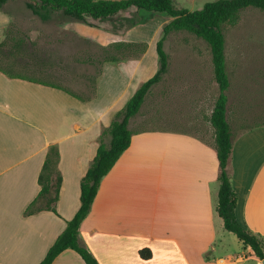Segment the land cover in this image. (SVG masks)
Wrapping results in <instances>:
<instances>
[{
    "label": "crops",
    "instance_id": "1",
    "mask_svg": "<svg viewBox=\"0 0 264 264\" xmlns=\"http://www.w3.org/2000/svg\"><path fill=\"white\" fill-rule=\"evenodd\" d=\"M11 18L0 9V41ZM143 59L123 63L127 73L146 69ZM189 64L178 69L168 56L158 81L160 127L133 130L130 118V145L102 177L80 223V241L99 264H261L240 241L242 251L222 249L227 230L216 211L219 164L209 121L214 100L209 108L208 78ZM119 70L105 64L90 98L0 71V264H38L79 208L80 180L102 131L139 86L125 95L129 79L120 75L127 85L117 92ZM210 75L212 86L213 67ZM231 132L235 217L264 240V124ZM50 145L58 148L62 178L56 212L26 214ZM140 249L150 258L142 259ZM50 264L86 263L67 248Z\"/></svg>",
    "mask_w": 264,
    "mask_h": 264
},
{
    "label": "rangeland",
    "instance_id": "2",
    "mask_svg": "<svg viewBox=\"0 0 264 264\" xmlns=\"http://www.w3.org/2000/svg\"><path fill=\"white\" fill-rule=\"evenodd\" d=\"M27 1L36 0H10L3 9L12 17L6 27H11L8 35L15 37L24 33L34 42V62L31 61V70L27 71L34 79L62 87L82 98H90L105 64L117 63L120 67L117 86H114L117 92L127 85L121 81L120 75L129 79L125 95L157 70L155 43L162 35V27L170 19L167 14L131 7L104 19L88 17L86 22H81L57 14L52 20L43 22L27 8ZM209 1L215 0H172L177 8L188 10L201 9ZM222 31L229 79L226 117L230 128L236 131L264 124V9H242L237 21L224 24ZM5 33L6 30L4 36ZM164 50L170 56L172 66L178 69L185 63H190L189 67L198 64V69L194 70L195 67L193 70L208 78L210 108V99L215 102L218 87L215 80L211 86L213 78L210 75L212 63L209 45L190 32L173 31L165 38ZM15 54L4 58L2 64L6 66L17 61L18 53ZM142 58V66L146 69H135L129 75L123 63L129 64V61H140ZM172 61L178 62L174 64ZM187 72L190 74V71ZM132 94L122 101L120 109ZM159 101L160 86L157 82L152 85L139 112L133 117V130L160 127ZM165 104L163 100L164 110ZM107 139L106 135L104 140ZM224 233L226 241L222 249L226 252L242 251L243 246L236 236L228 231Z\"/></svg>",
    "mask_w": 264,
    "mask_h": 264
},
{
    "label": "trees",
    "instance_id": "3",
    "mask_svg": "<svg viewBox=\"0 0 264 264\" xmlns=\"http://www.w3.org/2000/svg\"><path fill=\"white\" fill-rule=\"evenodd\" d=\"M7 1L9 0H0V9H3ZM26 6L43 22L52 20L57 14L69 20L81 22H86L88 17L104 19L131 7L163 12L170 18L162 27V35L155 43L157 70L136 88L125 105L113 114L109 125L102 131L92 162L80 180L79 208L71 219L66 220L64 230L56 237L38 264H50L60 252L67 248L75 250L86 264H99L86 245L80 241V223L89 212L102 177L130 145L132 130L128 127L129 120L138 113L148 91L160 80L167 68L168 56L164 50V41L173 31L190 32L209 45L214 80L218 87V95L209 119L214 132V147L219 164L216 211L223 221L224 229L233 233L244 246H249L257 258L263 259L264 240L240 224L234 212L236 192L232 187L227 169L233 136L226 117L228 100L226 90L229 87V79L226 73L225 38L222 27L227 23H235L240 11L246 7L264 9V0H215L204 3L202 8L197 10L177 8L172 0H36L35 2L27 1ZM9 31L11 27L6 29L5 36L0 41V71L2 73L11 78H21L56 87L78 97L62 87L31 77L27 71L31 70L33 64L31 61L34 62L32 60L34 42L30 41L24 33L15 37L9 36ZM14 53L15 55L18 53L17 61L4 66L3 59ZM106 135L108 143L103 140ZM58 159L57 146L50 145L38 174L39 191L26 207V214L42 209L56 212L55 202L58 199L62 180L58 169ZM138 255L142 259H148L151 252L148 249H140Z\"/></svg>",
    "mask_w": 264,
    "mask_h": 264
},
{
    "label": "water",
    "instance_id": "4",
    "mask_svg": "<svg viewBox=\"0 0 264 264\" xmlns=\"http://www.w3.org/2000/svg\"><path fill=\"white\" fill-rule=\"evenodd\" d=\"M260 262H261V264H264V258H263V259H261V261H260Z\"/></svg>",
    "mask_w": 264,
    "mask_h": 264
}]
</instances>
